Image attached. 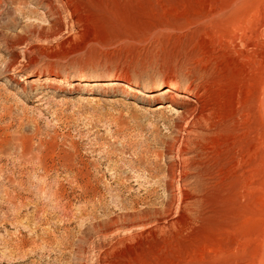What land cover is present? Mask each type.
<instances>
[{"label":"rangeland","instance_id":"1","mask_svg":"<svg viewBox=\"0 0 264 264\" xmlns=\"http://www.w3.org/2000/svg\"><path fill=\"white\" fill-rule=\"evenodd\" d=\"M263 32L264 0H0V264H264Z\"/></svg>","mask_w":264,"mask_h":264},{"label":"bare ground","instance_id":"2","mask_svg":"<svg viewBox=\"0 0 264 264\" xmlns=\"http://www.w3.org/2000/svg\"><path fill=\"white\" fill-rule=\"evenodd\" d=\"M47 2H48L47 6H46L47 9L50 11H53L52 3L50 1H47ZM66 3H69V0H66ZM53 15H55L56 16L55 18L57 19V17L59 16V13L54 12ZM108 83L110 85L115 86V87H121L122 89H125V90H127V91H129L135 95H142V96H148L149 95V94H144V92L139 90V89L133 88L132 86H130L125 81L112 79ZM83 86H91V85H90V83L84 82ZM156 92H157V94L162 95V97L164 99H167L168 102L171 104H173V103L175 104L178 99H183L184 106H183V111L179 116V120H181L185 123H187V121L190 119L191 120L192 119H198V120L200 119L201 120V118L198 117L199 115L196 116V112H198V110L200 109V106L203 105V103L205 102L204 99H200L195 94L192 95L190 93V91H188L186 89H180L178 85L173 84V83H168L164 88H161V87L156 88ZM177 127H179V126H177ZM173 179L174 178H170V182H172Z\"/></svg>","mask_w":264,"mask_h":264}]
</instances>
